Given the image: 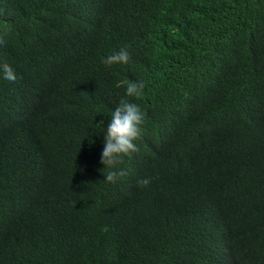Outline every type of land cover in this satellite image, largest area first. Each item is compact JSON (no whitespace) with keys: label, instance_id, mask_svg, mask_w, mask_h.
Here are the masks:
<instances>
[{"label":"trees","instance_id":"1","mask_svg":"<svg viewBox=\"0 0 264 264\" xmlns=\"http://www.w3.org/2000/svg\"><path fill=\"white\" fill-rule=\"evenodd\" d=\"M0 37V264H264V0H0Z\"/></svg>","mask_w":264,"mask_h":264},{"label":"clouds","instance_id":"2","mask_svg":"<svg viewBox=\"0 0 264 264\" xmlns=\"http://www.w3.org/2000/svg\"><path fill=\"white\" fill-rule=\"evenodd\" d=\"M4 44V40L0 37V45ZM130 60V54L127 48H121L118 52H114L107 56L103 63L106 66L115 64H127ZM0 74L9 82L16 81V74L13 68L6 62H0ZM116 87L126 88V97L141 99L144 95L145 84L140 81L121 80L118 81ZM145 123V114L140 107L130 102L126 98H122L119 104L111 113L104 134L103 150L100 154V164L103 165L102 181L114 184L126 172L120 168L125 157H130L133 153L139 152V148L135 143L141 138L142 125ZM101 121L97 126H103ZM139 186L146 187L151 183L150 178L140 179Z\"/></svg>","mask_w":264,"mask_h":264}]
</instances>
